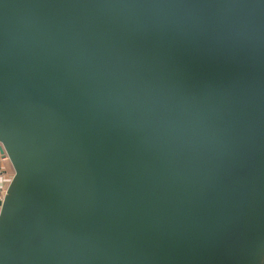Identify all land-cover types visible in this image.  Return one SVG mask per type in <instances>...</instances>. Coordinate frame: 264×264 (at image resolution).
Listing matches in <instances>:
<instances>
[{
  "label": "water",
  "instance_id": "obj_1",
  "mask_svg": "<svg viewBox=\"0 0 264 264\" xmlns=\"http://www.w3.org/2000/svg\"><path fill=\"white\" fill-rule=\"evenodd\" d=\"M0 264H264L261 0H0Z\"/></svg>",
  "mask_w": 264,
  "mask_h": 264
},
{
  "label": "built area",
  "instance_id": "obj_2",
  "mask_svg": "<svg viewBox=\"0 0 264 264\" xmlns=\"http://www.w3.org/2000/svg\"><path fill=\"white\" fill-rule=\"evenodd\" d=\"M3 160H6L8 161V159L6 157H3L1 154H0V201L2 200L3 198V195H4V192L6 190V187H7V184L13 174V170H12V167L10 165V168L7 169L4 165H2V161Z\"/></svg>",
  "mask_w": 264,
  "mask_h": 264
},
{
  "label": "crops",
  "instance_id": "obj_3",
  "mask_svg": "<svg viewBox=\"0 0 264 264\" xmlns=\"http://www.w3.org/2000/svg\"><path fill=\"white\" fill-rule=\"evenodd\" d=\"M1 163H2V165H4L7 169L10 168V165H9L8 161L3 160Z\"/></svg>",
  "mask_w": 264,
  "mask_h": 264
},
{
  "label": "snow or ice",
  "instance_id": "obj_4",
  "mask_svg": "<svg viewBox=\"0 0 264 264\" xmlns=\"http://www.w3.org/2000/svg\"><path fill=\"white\" fill-rule=\"evenodd\" d=\"M261 3H264V0H261Z\"/></svg>",
  "mask_w": 264,
  "mask_h": 264
}]
</instances>
